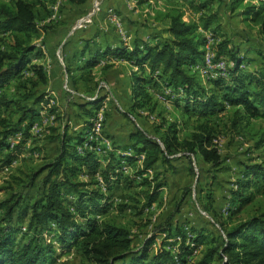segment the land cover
I'll return each mask as SVG.
<instances>
[{
  "label": "trees",
  "instance_id": "trees-1",
  "mask_svg": "<svg viewBox=\"0 0 264 264\" xmlns=\"http://www.w3.org/2000/svg\"><path fill=\"white\" fill-rule=\"evenodd\" d=\"M90 1L67 0L66 3L85 6ZM212 1H206L203 7ZM245 1L232 0L231 10L244 6V14L253 21H260L264 28V0H247L246 4ZM90 6L91 3L85 12ZM38 15L37 4L31 0H0V36L8 33L13 38L10 47L0 44V152L9 150L3 159L6 165L14 160L20 144L31 137L30 130L40 113L38 106L47 101L50 92L44 49L33 43L38 29ZM166 18L169 20L166 31L171 38L164 41L153 43L137 38L131 46L120 43L116 47L105 45L95 49L89 45L91 41H85V47L79 52L85 65L80 69L97 67L102 57L114 56L127 61L136 68L131 72L129 81L132 112L137 107H149L154 112L160 100L157 93L163 94L160 89L166 88L176 93L174 102H183L186 111H193L203 120L189 138L180 137L179 123L175 121L168 124L160 137L137 127L129 134L130 144L120 145L114 140L113 148L105 153L89 150L80 153L78 147L84 145L91 132V118L101 109L105 99L79 102L86 116L84 125L73 136L68 135V127L61 134L59 154L44 167L48 171L43 180L46 190L33 202L30 214H19L17 217L18 221H24L29 214L27 226L18 225V221L14 223L15 205L8 206L3 216L0 215V264H73L70 261L58 263V250H74L76 256L92 264H178L176 257L184 260V256L192 252L193 248L186 245L184 227L180 226L178 228L183 231L177 230L174 235L182 237L177 256L166 241L159 243L155 250L157 235H150L135 245L129 227L114 217L102 216L110 206L109 195L79 179L81 175L96 177L99 174L107 190L121 185L128 190L134 185L135 177L144 176L141 184L149 187L144 191L143 206L150 207L158 200L162 188L168 186V171L177 169L175 153L187 152L189 160L192 154L212 167L223 163L219 148L214 143L216 134L209 117L224 111L226 103L236 108V116L241 119L264 120V50L258 53L261 63L252 70H244L242 66L250 50L244 55L240 48L229 50L227 41L222 42L214 60L225 59L224 55H229L232 65L227 67L228 76L220 75L205 82L195 68L203 62L205 54V41L197 38L199 25L186 21L180 9H173ZM211 22L209 17L204 28H208ZM71 68L67 67L69 71H72ZM14 79L25 87L23 97L17 100L6 90ZM69 83L71 85L70 80ZM28 85L32 88H27ZM41 85L45 89L41 90ZM157 88L158 91H155ZM12 104L17 105L21 112L16 121H10L3 112ZM20 131L23 138L11 149L9 136ZM263 145L264 136L256 143L257 147ZM104 160L107 163L102 167ZM139 161L142 164L133 175H126L124 168L134 167ZM150 170L155 171L152 177L148 175ZM243 177L236 182L237 188L230 190L228 212L231 214L251 200L244 192L252 188V184H264V162L246 164ZM208 209L211 212L212 209ZM221 227L225 233L222 243L208 249L202 264L214 256L221 259V264H264V208L229 227ZM50 229L54 231L53 240L45 235V232H51ZM199 230V237L209 231L205 228ZM167 231L169 228L163 232ZM26 236L27 239H24ZM192 241L199 245V239Z\"/></svg>",
  "mask_w": 264,
  "mask_h": 264
},
{
  "label": "rangeland",
  "instance_id": "rangeland-1",
  "mask_svg": "<svg viewBox=\"0 0 264 264\" xmlns=\"http://www.w3.org/2000/svg\"><path fill=\"white\" fill-rule=\"evenodd\" d=\"M31 1L37 4L39 12L38 29L33 36V43L41 49L46 46L48 52L46 37L51 34L60 36L57 37L59 40L56 39L58 44L52 47L51 55L62 70L63 83L67 74L72 88L80 95L72 96L63 89L64 94H56L57 104L52 108L45 109L43 106L46 102L38 106L40 113L35 121L38 126L30 130L31 137L20 144L21 146L16 150V157L9 165L3 162L9 150L0 152V205L2 206L0 215L3 216L8 206L15 205L14 223L18 221L19 214L31 213L30 207L33 202L46 190L47 186L43 180L48 171L44 170V167L59 154L61 134L65 131V127H68L69 136L75 135L81 130L80 127H83L86 116L78 103L89 101L85 98L105 99L102 104L104 109L103 134L106 139L111 140L112 144L114 140L121 145L131 143L129 133L137 127L145 128L151 135L160 137L168 124L175 121L179 123L180 137L189 138L196 130L197 124L203 120L193 111H186L183 102L181 104L174 102L177 97L176 93L166 88L160 89L163 91L161 95L164 99L158 101L154 112H151L149 107H137L132 112L129 81L131 72L136 68L127 61L115 58V61L108 62V58L102 57L97 67L90 70L84 67L81 70L80 67L85 65V60L80 62L79 52L85 47V43L76 52L78 55L75 57L76 61L73 59L70 63L66 59L60 47V40L62 37L69 40L74 36L70 34V29L75 20L83 15L92 0L85 6H70L66 3L67 0ZM206 1L208 0H108L101 14L90 26L91 32L89 34L86 32L85 37L89 42L93 39L92 34L100 35L103 30L106 34H113L114 42L128 43L129 46L133 45L137 38L153 43L164 41L171 38L166 31L169 25L166 15L173 9H180L186 21L199 25L197 38L199 41H205V49L207 46L210 47L216 55L220 44L227 41L229 50L240 48L241 54L244 55L250 50L242 68L244 70L254 69L258 63H261L259 51L264 50V28L260 21H253L251 17L244 14V6L235 11L231 10L232 0H213L203 7ZM246 3H248L247 0ZM53 7L58 9L55 19H51ZM112 15L118 20H112ZM209 17L213 22L208 28H204L203 25ZM12 41L11 34L6 33L0 36V44L4 47H10ZM99 44L92 45L90 42L89 45L95 49L100 47L97 46ZM59 50L63 63L58 57ZM224 57L230 67L232 61L229 55H224ZM106 65L112 66L106 69L104 68ZM71 66H73L72 71H69L67 67ZM49 70L53 71V67ZM204 81L206 82V79ZM19 83L18 79H14L6 86V90L14 100L22 98L25 91V87ZM205 86L210 87V84L207 83ZM27 88H32V85H28ZM43 88L45 89V86L41 85L40 89ZM179 97L182 99L183 95ZM226 105L224 111L209 117L210 124L215 129V139H217L223 163L219 167H212L192 154L189 160L186 157L187 152L186 154L184 152L175 153L174 163L177 169L168 171V186L162 188L158 200L150 207L144 208L143 206L144 191L149 187L141 184L144 176L135 177L134 185L128 190L124 188V185L107 190L99 174L96 177L88 175L79 177L81 181L91 183V188H101L103 193L109 195L110 206L102 216L114 217L119 223L129 227L132 230L135 245H139L150 235H157L155 250L159 243L166 241L168 247L177 256L181 243L174 235L177 234V230L183 231L178 226L185 221L190 230L185 233H190L192 240L199 239L200 242L190 254L187 253L184 256V260L176 257L177 263L202 264L208 249L222 243L225 235L221 229L222 225L225 228L229 227L264 208V184L254 183L252 188L244 192L245 195L251 197V200L240 209L233 210L234 214L228 212L231 203L230 190L236 189V182L244 178L245 165L264 162V145L256 146L257 141L264 136V120L241 119L236 116L235 107L229 103ZM3 112L10 121H16L21 115L15 104L3 109ZM50 113L55 115L54 119L45 121L44 119ZM22 138L21 131L12 133L9 136V143L11 145L13 143L11 149H14ZM108 150L111 149L108 148ZM106 163L107 160H104L102 167ZM141 164L142 161H139L134 167H125V174L133 175ZM192 167L193 170H190ZM154 173V170H150L148 175L152 177ZM208 208L212 209L211 212ZM224 208L227 210H223ZM29 214L24 221L19 220L18 225L22 223L27 226ZM201 225L209 231L199 237ZM168 228L169 231L163 232ZM50 231L45 232V235L53 240L54 231L51 229ZM186 245H188V240ZM57 255L58 263L70 261L73 264H92L76 256L74 250L66 252L58 250ZM206 264H221V259L214 256Z\"/></svg>",
  "mask_w": 264,
  "mask_h": 264
},
{
  "label": "built area",
  "instance_id": "built-area-1",
  "mask_svg": "<svg viewBox=\"0 0 264 264\" xmlns=\"http://www.w3.org/2000/svg\"><path fill=\"white\" fill-rule=\"evenodd\" d=\"M107 0H92L90 8L85 12L83 15L79 16L75 22L73 23L71 29H70V34H74L76 31L79 30H84L85 28L90 27L96 20L99 14H101L103 6ZM58 9L57 7H53L51 19H55L57 17ZM112 20H118L116 16L112 15L111 16ZM60 50L58 51V57L60 61L63 63V58L60 54ZM215 57V52L210 49V47L207 46L205 49V54H204V60L201 64L197 65L196 69L199 71L200 75L202 78L209 80L216 78L218 76H226L227 75V61L224 58H221L219 60H214ZM108 61H115L114 56H109L107 57ZM63 89L68 92V94L72 96H77L80 95L77 93L72 86L69 83L68 75H65V80L63 83ZM50 91V90H49ZM56 95H54L52 92H49L47 96V101L46 104L43 106L45 109L47 108H52L54 105L57 104L56 101ZM85 98V97H84ZM158 98L160 100L164 99V97L161 94H158ZM87 100H92L94 97H87L85 98ZM103 108L96 113L95 116L91 118V132L89 134L88 140L84 143V145H81L78 147V151L80 153L84 152L85 150L89 151H94L97 153H105L108 148L112 149L113 144L110 139H106L104 134H103V125H104V113H103ZM43 112V111H42ZM55 115L52 113L48 114L47 117L44 119L45 121L53 120ZM38 124H35L34 127H37ZM21 139V137H19ZM215 145H217V139H214ZM11 147H13L10 144ZM8 169V166H6ZM100 179L101 176H99ZM227 210V208H224L223 210ZM191 234H187V240H188V245L190 247L194 248L196 245L191 239ZM225 236V235H224ZM176 240L181 243L182 237L181 235H177ZM196 251V250H195Z\"/></svg>",
  "mask_w": 264,
  "mask_h": 264
},
{
  "label": "crops",
  "instance_id": "crops-1",
  "mask_svg": "<svg viewBox=\"0 0 264 264\" xmlns=\"http://www.w3.org/2000/svg\"><path fill=\"white\" fill-rule=\"evenodd\" d=\"M102 26H104V25H102ZM85 30L86 31H84V30L77 31V33H75L74 36L71 37L69 40L67 38L63 39V37L60 40V47H62V49H63V54L65 55L66 59L70 63L73 62V59L75 60L76 52L78 51L80 46L83 43H86L85 41L88 40V38L86 39L85 36H87L86 35L87 33L89 34L91 32V27H88ZM112 36H113V34H111V33L110 34L109 33L106 34V32L102 30L100 32V35L92 34L93 39H91V43H92V45H94V43H100L97 46L110 45L111 47H116L118 45V43L114 42ZM57 37H60V36L59 35L54 36L53 34H51V35L46 37V41L48 42V46H47L48 47V52H47V50L45 48L46 46H43L44 52L46 53V56H45V59H44V63H45V66H46V68L48 70V74H49V77H50V84H49L48 90H50L54 95H56V94L60 95L61 93L64 94V92H63V80H62V76H61L62 75V70H61L60 66L57 64V62L55 61V59L51 55L52 54L51 53L52 52V47L54 45L58 44L57 41H56V39H58ZM92 37H89V38H92ZM83 61H84V59H80V62H83ZM108 62H110V61H108ZM118 62H120V61L118 60ZM50 67H53V71L49 70ZM71 67H73V66H71ZM129 92H130V86H129ZM80 128H82V127H80ZM129 138H130V136H129ZM130 142L132 143L131 139H130ZM186 223L187 222L184 221L181 225H185L184 226V230H185V232H188L190 230L188 228V224H186ZM181 225H179V226H181ZM197 228H199V227H197ZM201 228H204V226L201 225ZM186 234H188V233H186Z\"/></svg>",
  "mask_w": 264,
  "mask_h": 264
}]
</instances>
